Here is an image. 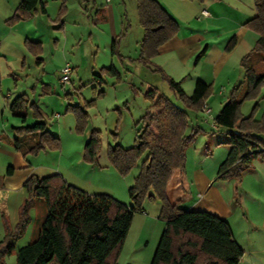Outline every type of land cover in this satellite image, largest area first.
<instances>
[{
    "label": "rangeland",
    "instance_id": "obj_1",
    "mask_svg": "<svg viewBox=\"0 0 264 264\" xmlns=\"http://www.w3.org/2000/svg\"><path fill=\"white\" fill-rule=\"evenodd\" d=\"M43 1L48 17H42V21L38 22L37 36L25 31L29 19L13 25L5 20L1 24L7 35L6 38L0 35V40L5 43L0 50V77L5 81L3 85L11 83L10 102L16 95L25 94L28 102L35 103L42 114L41 120L33 119L32 110L28 107L26 125L43 121L47 130L58 138L59 148L46 146L36 154L28 153L32 141L27 139V135L15 133L21 141H26L20 144L19 150H15L10 143L13 140L12 127L23 124L12 116L9 105H5V98L0 94V165L6 169L9 164L15 163L35 173L42 168L70 173L82 181L80 185L85 191L109 193L130 205L128 188L140 171L144 155L125 176H121L108 163V147L117 144L130 148L134 145L135 125L149 105L144 96L146 90L156 89L178 108H185L167 82L153 71V65L180 82L187 96L191 95L198 77H204L211 84L210 94L201 109H186L185 135L194 134L195 139L186 148L184 171L192 169L193 157L203 152L207 142L215 144L212 146L213 155L227 152V135L214 127V117L232 89L243 79L240 60L254 47L257 39L256 33L248 26L226 16L207 24L198 12L188 11L178 17L177 35L189 38L201 36L209 43L220 46L221 55L213 52V60L206 55L196 62L205 43L198 45L189 39L187 45L161 52L152 59L153 65L145 66L138 60L143 30L137 18L136 0ZM195 2L200 3L199 0ZM228 3L242 17L254 12L253 0H228ZM232 35L236 36V44L232 50L225 51L226 42ZM113 39L116 47L111 53ZM65 64L70 65L72 74L68 83L61 84L60 72ZM111 67L113 71H108ZM213 78L214 82H211ZM206 108L210 113L206 112ZM240 115L261 119L264 115V83L254 97L243 101ZM78 117L83 120L81 130L77 129ZM92 130H98L100 140L94 164L83 159V148ZM5 135L10 136V141ZM7 154L11 159L6 157ZM247 183H251L250 178ZM217 184L219 187L215 185L214 189L217 188L219 195L235 211L234 231L248 244L249 229L242 220L245 205L240 203L243 194L241 179L218 180ZM143 208L144 214L137 213L133 218L118 255V264H150L152 260L165 225L156 219V205L144 201ZM33 211L34 218L37 214L41 216L42 203L40 209H32L29 215ZM0 215L3 223L4 215ZM3 236L4 229L3 234L0 232V240ZM4 261L5 264H17L15 252L7 255Z\"/></svg>",
    "mask_w": 264,
    "mask_h": 264
},
{
    "label": "trees",
    "instance_id": "obj_2",
    "mask_svg": "<svg viewBox=\"0 0 264 264\" xmlns=\"http://www.w3.org/2000/svg\"><path fill=\"white\" fill-rule=\"evenodd\" d=\"M253 7L254 16L245 25L256 33L257 39L240 60L243 79L214 117V125L228 138V153L219 166L216 180L240 181L243 171L251 169L255 161H264V115L260 120L252 115H240L243 101L254 97L264 83V0H253ZM37 9L46 14L42 0H19L6 22L13 25L30 19ZM136 11L143 30L138 60L151 66L159 48L177 35L179 25L157 0H136ZM115 43L113 39L111 53L115 52ZM235 44V37L230 38L224 50H232ZM204 53L205 48L196 62ZM108 71H113V67ZM153 71L167 82L185 108H178L156 89L146 90L144 96L149 105L135 125L134 145L108 147V163L121 176L144 155L140 171L128 188L130 205L108 194L89 195L68 184L59 174L31 175L23 183L26 197L19 207L15 226L11 228L2 217L0 264H5V257L15 251L17 241L29 225L30 211L40 209V203L42 215H36L31 241L15 253L17 264H118L134 215L143 212L144 201L159 202L158 219L165 225L150 264H239L243 250L234 241L226 220L205 211L171 205L165 192L172 173L175 170L184 173L185 151L195 139L194 134L185 135L186 109H201L211 84L197 80L187 96L180 82L167 76L159 66L153 65ZM28 107L32 118L41 120L38 107L24 95L15 97L9 104L12 116L23 124L13 128L15 133L37 135L27 152L36 154L46 146L59 148L58 138L47 130L43 121L26 125ZM82 122L78 117V130L82 129ZM97 133L98 130L89 133L83 148V159L91 164L97 162L100 144ZM21 140L16 137L10 142L15 150H19ZM12 173L13 168L8 167L6 174Z\"/></svg>",
    "mask_w": 264,
    "mask_h": 264
},
{
    "label": "crops",
    "instance_id": "obj_3",
    "mask_svg": "<svg viewBox=\"0 0 264 264\" xmlns=\"http://www.w3.org/2000/svg\"><path fill=\"white\" fill-rule=\"evenodd\" d=\"M163 9L178 23V17L184 16L188 11H196L197 14L205 20L207 24H212L215 20L220 17L226 16L228 18L237 20L240 25L245 24L249 19L254 16V12L249 15H244L242 17L239 15L236 10L230 7L228 0H201L200 3H196L195 0L187 1V0H157ZM43 3L45 1L42 0ZM19 0H0V35L1 38H6V30L1 28V24L4 23L5 20L9 19L14 10L16 9ZM46 14H42L38 11L32 15L29 19V25L25 26V31L29 34L34 33L36 36L38 34V22L42 21V17H46L48 15V10L46 8ZM202 12H205L204 14ZM48 17V16H47ZM5 25V24H4ZM179 32V29H178ZM177 32V33H178ZM34 35V36H35ZM235 37V35H232ZM189 39L192 41H196L198 45L205 43V53L203 56L209 58V60H213L212 53H216L217 56L221 55L220 46L209 43L201 36L191 37L189 36H178L176 35L163 46H161L158 50V54L164 51H171L180 46L187 45V41ZM230 38L228 39V41ZM227 41V42H228ZM237 41V39H236ZM226 42V43H227ZM3 43L0 40V50ZM212 46V47H210ZM210 47V48H209ZM157 54V55H158ZM197 80H200L204 83H208V81L204 77H198ZM196 80V81H197ZM195 81V82H196ZM5 82L3 77H0V94L5 98V105L8 106L10 100H12V94H9V90L12 88L11 83ZM194 82V84H195ZM211 82H214V78ZM193 84V87H194ZM24 95L25 94H21ZM20 96L16 95L15 97ZM14 98V97H13ZM225 102L222 103V106ZM221 106V107H222ZM21 125L15 126L19 127ZM14 126L12 128H15ZM214 127H216L214 125ZM217 128V127H216ZM218 129V128H217ZM12 139L16 138L15 131L11 132ZM51 133V132H50ZM52 134V133H51ZM54 135V134H53ZM6 140L10 141V136L5 135ZM55 136V135H54ZM37 138V135H27V139L33 141ZM11 139V140H12ZM26 141H21L20 144L25 143ZM224 144H226L224 142ZM212 144L207 142L205 144L203 152L197 154L196 157H193V167L191 170L186 169L184 173L181 175L179 170H175L169 181L166 184V196L171 205L179 204L180 207L190 211H205L211 213L221 219L227 221L230 226L233 239L237 243V245L243 250V256L241 257L239 264H264V161H255L250 170H245L243 172V176L241 178V189H242V197L240 203L244 204V214L243 221L246 224L247 229H249L247 234L248 244H245L243 239L239 237L233 229V222L236 221V215L234 214L232 206L226 201L221 195H219L218 191L214 189L215 187H219L217 184L218 180H216V175L221 163L225 160L227 152L219 153L217 156L213 155L215 151L212 149ZM0 150L1 147H0ZM107 153V151H106ZM10 154H7L6 157ZM186 155V151H185ZM186 162V161H185ZM187 164V163H186ZM188 165V164H187ZM8 167L13 168V173L11 175L6 174V170ZM5 169L4 166L0 165V211L2 215L6 218L9 226L13 228L18 221V211L19 207L26 197V191L23 188V183L26 179H28L31 175H35L38 177H45L53 174H59L68 184L73 185L89 195L92 194H108L105 192H95L89 193L82 189L83 187L80 185L82 181L77 177L70 173H62L57 172L52 168H42L41 171L35 173L34 170L28 167L15 165L12 163L8 165ZM44 172V173H43ZM251 179V183H247L248 179ZM249 184L251 189H249ZM246 186V187H245ZM112 196V195H111ZM113 197V196H112ZM115 198V197H114ZM116 199V198H115ZM118 200V199H117ZM119 201V200H118ZM149 204L156 205L155 214H157L156 219H158L160 205L157 201H148ZM126 204V203H124ZM250 206H246V205ZM129 205V204H126ZM145 212V208L143 210V214ZM1 216V215H0ZM135 216V215H134ZM144 219H149L146 216H142ZM34 211L31 212L30 222L23 236L17 241L15 247V253L27 245L34 233ZM144 223V222H143ZM249 224V225H248ZM165 228V226H164ZM3 223L0 218V232L3 234ZM238 236V237H237ZM1 241V240H0Z\"/></svg>",
    "mask_w": 264,
    "mask_h": 264
},
{
    "label": "built area",
    "instance_id": "obj_4",
    "mask_svg": "<svg viewBox=\"0 0 264 264\" xmlns=\"http://www.w3.org/2000/svg\"><path fill=\"white\" fill-rule=\"evenodd\" d=\"M106 1H109V0H106ZM202 13L204 14L205 12H202ZM60 73H61V76H60L59 82L61 84H66L70 81L71 74H72V68L70 67V65L65 64V66L62 68ZM206 112L210 113V110L206 108Z\"/></svg>",
    "mask_w": 264,
    "mask_h": 264
}]
</instances>
